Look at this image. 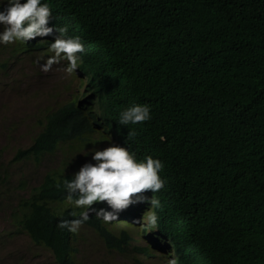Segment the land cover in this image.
<instances>
[{"label": "trees", "instance_id": "16d2710c", "mask_svg": "<svg viewBox=\"0 0 264 264\" xmlns=\"http://www.w3.org/2000/svg\"><path fill=\"white\" fill-rule=\"evenodd\" d=\"M41 3L50 25L80 34L123 144L137 161L162 162L164 187L144 195L160 201V231L183 263L264 264V0ZM136 104L149 105L151 119L121 125L120 113ZM80 116L72 103L49 110L14 152L10 161L37 163L65 150L38 182L14 183L13 165L0 158V200L10 204L15 189L23 191L11 207L13 225L59 264H79L71 232L57 226L77 210L56 197L73 148L90 144Z\"/></svg>", "mask_w": 264, "mask_h": 264}, {"label": "clouds", "instance_id": "9594fccd", "mask_svg": "<svg viewBox=\"0 0 264 264\" xmlns=\"http://www.w3.org/2000/svg\"><path fill=\"white\" fill-rule=\"evenodd\" d=\"M51 14L49 6L42 4L41 0H2L0 49L7 46L11 48L7 55H1L3 58H0V63L7 66L8 59L11 62H16L22 56L32 59L34 53L47 55L49 50L54 55L41 65V70L49 72L53 64L64 59L68 61L66 72H75L74 76L84 85L81 96L59 105L72 103L83 112L80 117L84 134L90 137V144L73 148L67 171L69 177L64 180L56 202L64 208L75 206L77 212L71 213L69 219H61L57 226L71 232L70 240L75 255V242L79 240L77 233L85 225L93 228L103 239L108 252H133L136 261L144 264V260L152 263L154 258L168 251L174 256L169 258L167 264H184L176 243L160 231L161 221L154 211L160 207V201L155 196L149 198L144 195L149 190L156 193L164 187L165 181L159 175L163 169L162 162L152 156L137 161L129 147L123 144V138L115 127L109 129L103 118L107 112L100 102L106 93L95 81V72L84 56L86 48L80 34L68 32L67 27L50 25ZM150 112L147 104L133 105L120 113L119 123H143L151 119ZM111 113L116 125L114 111ZM105 139L110 141V146L97 150ZM87 147H91L90 155L94 154L90 156V161L85 162L83 157L89 151L83 154L79 152ZM143 202L150 203L145 205ZM134 203L138 204L130 206ZM89 218L99 221L100 226L95 228L89 225L86 222ZM144 220L147 224H144Z\"/></svg>", "mask_w": 264, "mask_h": 264}, {"label": "rangeland", "instance_id": "374dc122", "mask_svg": "<svg viewBox=\"0 0 264 264\" xmlns=\"http://www.w3.org/2000/svg\"><path fill=\"white\" fill-rule=\"evenodd\" d=\"M0 31H3V27ZM10 48L7 46L0 49V56L5 53L7 55ZM34 54L32 59L24 56L16 62L8 59L6 67L0 63V158L7 161L11 160L18 147L31 142L39 121L49 109L81 96L84 89L79 78L74 76L75 72L71 74L66 72L68 61L61 59L60 63L53 64L51 70L45 73L41 70V65L54 53L48 50L47 55ZM103 118L109 129L115 127L118 132L111 112ZM109 146L110 141L105 139L97 150ZM89 150L91 147L80 151L79 154ZM87 154L83 157L85 162L90 161L89 158L94 152L92 155L90 151ZM63 158L64 152L59 149L37 163L10 161L15 173L14 183L21 176L28 178L30 184L38 182L48 168L60 164ZM15 190L14 198L10 200L11 205L0 200V264H59L48 247L35 243L27 231L16 230L13 225L11 207L14 201H18L17 196L23 192L18 188ZM144 224H147L146 220ZM77 234L79 240L75 245L79 264H142L136 261L133 252L130 254L108 252L103 245V239L91 227L82 225ZM173 256L166 251L163 256L154 258L152 263H146L144 260V264H167L169 258Z\"/></svg>", "mask_w": 264, "mask_h": 264}, {"label": "bare ground", "instance_id": "6f19581e", "mask_svg": "<svg viewBox=\"0 0 264 264\" xmlns=\"http://www.w3.org/2000/svg\"><path fill=\"white\" fill-rule=\"evenodd\" d=\"M88 155V154H87Z\"/></svg>", "mask_w": 264, "mask_h": 264}]
</instances>
